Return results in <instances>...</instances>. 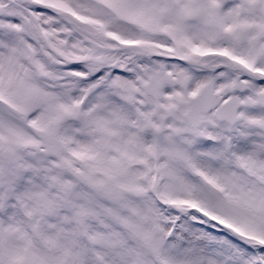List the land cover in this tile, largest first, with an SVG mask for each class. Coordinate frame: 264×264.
<instances>
[{"label":"snow or ice","instance_id":"snow-or-ice-1","mask_svg":"<svg viewBox=\"0 0 264 264\" xmlns=\"http://www.w3.org/2000/svg\"><path fill=\"white\" fill-rule=\"evenodd\" d=\"M0 264H264V0H0Z\"/></svg>","mask_w":264,"mask_h":264}]
</instances>
